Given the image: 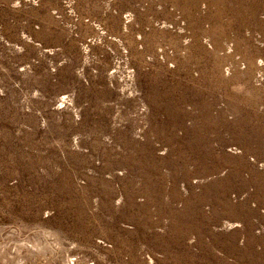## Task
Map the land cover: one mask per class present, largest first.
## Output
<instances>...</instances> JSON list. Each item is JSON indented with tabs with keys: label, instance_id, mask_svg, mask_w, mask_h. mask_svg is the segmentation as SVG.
<instances>
[{
	"label": "rangeland",
	"instance_id": "1",
	"mask_svg": "<svg viewBox=\"0 0 264 264\" xmlns=\"http://www.w3.org/2000/svg\"><path fill=\"white\" fill-rule=\"evenodd\" d=\"M0 264H264V0H0Z\"/></svg>",
	"mask_w": 264,
	"mask_h": 264
}]
</instances>
